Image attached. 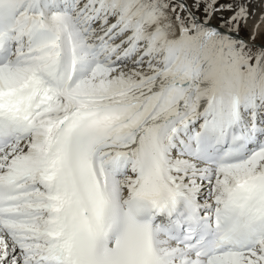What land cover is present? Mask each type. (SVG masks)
I'll list each match as a JSON object with an SVG mask.
<instances>
[{
	"label": "snow or ice",
	"instance_id": "1",
	"mask_svg": "<svg viewBox=\"0 0 264 264\" xmlns=\"http://www.w3.org/2000/svg\"><path fill=\"white\" fill-rule=\"evenodd\" d=\"M254 4L0 0V264H264Z\"/></svg>",
	"mask_w": 264,
	"mask_h": 264
},
{
	"label": "bare ground",
	"instance_id": "2",
	"mask_svg": "<svg viewBox=\"0 0 264 264\" xmlns=\"http://www.w3.org/2000/svg\"><path fill=\"white\" fill-rule=\"evenodd\" d=\"M253 8H255L256 22L253 20L252 26H253V30H255L256 32V41H261L264 37V20H261L260 17H261V13L264 12V2H262V0H259L255 5H253ZM213 23L215 22L213 21ZM245 38L246 40L249 39L247 37Z\"/></svg>",
	"mask_w": 264,
	"mask_h": 264
},
{
	"label": "rangeland",
	"instance_id": "3",
	"mask_svg": "<svg viewBox=\"0 0 264 264\" xmlns=\"http://www.w3.org/2000/svg\"><path fill=\"white\" fill-rule=\"evenodd\" d=\"M258 1H259V0H256V3H257ZM188 2L191 3L192 0H188ZM254 5H255V4H254ZM250 11H251V9H250ZM253 20H254V21L256 20V16H255V15L252 16V17L248 20L246 30H244V31L241 32V35L244 36V38H245V37L249 38L250 35H251V33L253 32V26H252V21H253ZM213 21H214L215 23L218 22L215 18L213 19ZM255 22H256V21H255ZM249 23H250V24H249ZM245 39H246V38H245ZM256 43H264V37H263V39H262L261 41H256Z\"/></svg>",
	"mask_w": 264,
	"mask_h": 264
}]
</instances>
